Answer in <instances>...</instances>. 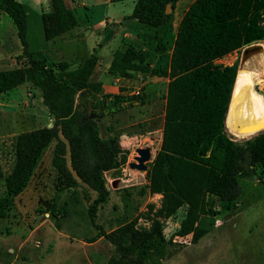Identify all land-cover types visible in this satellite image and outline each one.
Instances as JSON below:
<instances>
[{
    "label": "trees",
    "instance_id": "1",
    "mask_svg": "<svg viewBox=\"0 0 264 264\" xmlns=\"http://www.w3.org/2000/svg\"><path fill=\"white\" fill-rule=\"evenodd\" d=\"M125 0H110L122 2ZM130 18L150 27L171 22L178 0H133ZM0 9L15 25L22 46L24 66L0 69V94L29 81L41 93L51 125L18 133L14 138V162L3 179L5 194L0 196V218H5L15 197L27 186L45 148L53 142L51 166L58 189L73 191L80 184L96 193L89 206L91 221L98 206L110 195L105 172L126 162L127 152L118 135H102L100 111L88 115L77 97L102 92V83L91 80L98 57L91 53L72 63L53 61L45 51L28 49L27 10L18 0H0ZM45 40L57 37L78 25L65 0H50L41 13ZM264 39V0H193L183 13L171 51L169 68L151 65L149 48L142 49L123 39L112 55L107 73L132 78L136 73L166 77L164 122L159 148L146 172L147 183L140 193L160 194L148 228L137 227V218L121 222L99 234L115 248L105 264H160L167 255L163 220L180 208L183 217L173 237L192 235L196 243L207 233L197 225L206 214L208 196L235 202L241 195L240 178L264 164V130L249 138L234 139L224 127L237 70L235 64L217 60L242 46ZM159 41L157 50L167 49ZM75 64V65H74ZM106 94L98 105L104 104ZM116 101L132 98L114 95ZM45 212L43 210H40ZM59 211L64 212L65 209ZM56 216V213H53Z\"/></svg>",
    "mask_w": 264,
    "mask_h": 264
},
{
    "label": "rangeland",
    "instance_id": "2",
    "mask_svg": "<svg viewBox=\"0 0 264 264\" xmlns=\"http://www.w3.org/2000/svg\"><path fill=\"white\" fill-rule=\"evenodd\" d=\"M18 1L26 6L28 14L29 51H45L48 55L51 52L55 59H61L60 55L64 59H83L93 53L94 48L98 55L105 54L107 47L101 45L99 48L98 44L112 32L111 23H106L107 19L114 24L113 20L117 21L122 13H132L134 5L133 0L114 3L109 0H65L68 6L73 7L78 19V28L75 29L83 33L73 38L48 41L44 38L41 13L49 9L50 0ZM192 1L178 0L173 9L168 6L172 19L161 27L139 23L145 40L133 44L137 46L145 43L152 54L159 51L156 48L159 41L170 45L183 12ZM130 15H126V18H130ZM250 45L259 47L246 53L245 48ZM20 47L14 23L0 9V69L25 65L26 58L19 52ZM152 61H155V56ZM163 61H166L165 56L161 58ZM217 62L235 64L237 68L246 62L252 70L262 72L264 77V39L242 46ZM243 71L237 72L236 79L241 82L251 80L253 71ZM95 77L92 75L91 80H95ZM164 82L161 80L159 83L143 85L140 82L132 83L130 89L134 92L123 95L132 99L127 102L129 106L126 108L120 106V111L130 109L132 104L137 103L138 112L130 116L134 123L122 128L126 133L123 138L119 136L121 132L115 133L127 152L126 162L105 172L106 185L112 194L104 204L98 206L93 221L88 209L96 193L83 184L73 191L58 189L54 184L50 162L54 143L45 148L26 188L15 197L7 216L0 218V264H105L114 254L115 248L103 236L99 237L101 230H112L121 222L133 218H141L137 220V227L148 228L151 225V220L146 216H153L160 199L155 197L149 200L148 195L141 194L140 190L147 182L146 172L158 149V128L163 122V99L167 91ZM255 91L264 97V81L262 87L255 85ZM102 94L91 96L85 93L77 100L84 104L82 107L88 115L95 116ZM106 95L109 97L104 100L109 106L102 108L103 112H107L106 115L104 113V124L109 123L111 113L108 98L112 95ZM40 97V91L29 81L0 94V173L3 175L9 172L14 162L15 136L22 131L42 127L43 124L46 126L48 122L47 109ZM113 105L116 108L120 102L114 98ZM146 111H149V117ZM138 113L145 114L144 121ZM248 121L252 122V119ZM224 127L233 136L225 122ZM149 130L155 131L149 133ZM244 135L239 136V139L251 136ZM148 145L152 149V157L146 162L147 170L130 168L127 163L136 155L135 148ZM240 185L242 192L235 202L228 204L217 198H207L206 214L199 215L197 219V225L206 228L207 233L196 243L192 242V235L171 238L183 217V208L174 216L164 219L165 241L161 246L167 255L160 264H264V164L255 165L250 175L240 178ZM4 194V181L0 179V196ZM149 204H154V210L149 211ZM63 208L64 212L59 211Z\"/></svg>",
    "mask_w": 264,
    "mask_h": 264
},
{
    "label": "crops",
    "instance_id": "3",
    "mask_svg": "<svg viewBox=\"0 0 264 264\" xmlns=\"http://www.w3.org/2000/svg\"><path fill=\"white\" fill-rule=\"evenodd\" d=\"M82 4L83 3H81V5ZM176 5H177V3H176ZM69 7L73 8L72 6H69ZM133 7H134V5H133ZM187 7H186V9H187ZM185 10H184V12H185ZM129 14H131V13H122V16L119 17L117 21L113 20V22H115L116 24L115 23L112 24L111 20L107 19L106 23H108V24H109V22L111 23L109 25L111 27V31L112 32L110 33L109 36H107L104 39H102V43L98 44L99 48H101V45H104L105 47H107V49H106L107 51H106L105 54L103 53V54H99L98 55V53L95 51V48L93 49V53L98 57V65H97V67H96V69H95V71L93 73V76L94 77L97 76V78L95 77L94 81H99V82L102 83V93H104V94L110 93L112 95V97L108 98V101L111 102V104H110L111 113H110V116H109L110 117L109 118V123L104 124V119L106 117L105 115L107 114V112H104L105 115H103L100 118V121H99L100 122L101 134L105 135V136L114 135L115 133L117 134L118 132H121L119 136L121 138H123L126 133H125V131L122 130V128L124 126H129V125L133 124L134 122L130 119V116L132 115V113L137 115V112H138L136 110V109H138L137 103L132 104V107L130 109H126L124 111H120V109H119L120 106H122L123 109H124L127 106H129V105L125 101H119L120 105H117L116 108H115V105H113L114 95L123 96V95H125L127 93L128 94H132L134 92V90L130 89V87L132 86V83L136 84V83H139V82H140V85H143V84H150V83H159L161 80L162 81L164 80L165 81L164 82L165 83V91L167 90L168 78H166V77H158V76H151L149 74L136 73L132 78H124V77H119V76L118 77H112L111 75H109L107 73V68H108V66L110 64L112 55H113L114 51L120 46L121 41L123 39L131 42L132 44L134 42L135 43L138 42V40H145L144 33L140 30V26H138L139 23L133 18H129V17L126 18V15L128 16ZM76 27H74L73 29H71V30H69V31L57 36V37H54V38H52V39H50L48 41H52V40H55L57 38H60V39H65L66 37L73 38V37H76L77 35L83 33V31L80 32V30H76L78 28V27L77 28ZM174 39H175V36L172 39V43L170 45H168L166 50H164L165 52L157 51L156 53L152 54L151 51L149 50L150 51V55H151V65L152 66L161 65V66H164L163 68H165V69L169 68V61H170V56H171V51H172ZM137 47H141L142 49H148V46L145 43H143V42L139 43L137 45ZM19 52H22V46L20 47ZM48 53H49L50 58L53 61L67 60V61H70L72 63H75L76 61L80 60L78 57H76L74 59H72V58L71 59H64L62 55H60L61 59H55L51 52H48ZM153 56H155V61H152ZM162 56L166 57V61L161 62ZM99 71H101V72H99ZM124 86H126V87L122 88ZM39 99H40V101L42 100L41 97ZM163 100H164V103H165V99H163ZM103 106H105V107L109 106V103L105 100L104 104L99 105L97 113L102 111ZM45 108L47 109L46 106H45ZM138 115L140 117H143L142 121L145 120V114L144 113H138ZM146 115H147V117H149V111H146ZM47 116H48V122L46 123V125L49 126V125H51V121L52 120L50 119L48 110H47ZM124 116H126V117L124 118ZM162 117H163V122H164V109H163ZM163 122H162V125L158 128V133H159L158 148H159L160 143H161ZM42 126H44V124ZM154 131L155 130H149L148 132L152 133ZM138 134L141 135V136H144V134H140V133H138ZM113 185H115V182H113ZM111 194H112V192L110 191V195ZM144 194L148 195V199L149 200L153 199L155 197H157L158 199H161V195L157 194V193L150 194V193L147 192V193H144ZM207 198L208 199L209 198L210 199H216L215 196H208ZM140 219L141 218H138V220H140ZM106 232H108V231H106ZM99 239H101V238H99Z\"/></svg>",
    "mask_w": 264,
    "mask_h": 264
},
{
    "label": "bare ground",
    "instance_id": "4",
    "mask_svg": "<svg viewBox=\"0 0 264 264\" xmlns=\"http://www.w3.org/2000/svg\"><path fill=\"white\" fill-rule=\"evenodd\" d=\"M243 70L253 71L251 80L244 82L239 81V79L235 80L225 119V125L231 134L238 137L245 136L244 134L253 136L264 129V97L255 91V85L262 87L264 77L262 72L252 70L249 63L243 62L239 65L237 71ZM248 119H252V122ZM247 138L249 137L247 136Z\"/></svg>",
    "mask_w": 264,
    "mask_h": 264
},
{
    "label": "water",
    "instance_id": "5",
    "mask_svg": "<svg viewBox=\"0 0 264 264\" xmlns=\"http://www.w3.org/2000/svg\"><path fill=\"white\" fill-rule=\"evenodd\" d=\"M167 9H168V7H167ZM166 11L168 12V10H166ZM258 47H259V45L247 46L245 48V52L246 53L252 52V51L256 50ZM263 130L264 129H261L258 132H261ZM234 139H239V137L234 136ZM135 153H136V155L134 156V160L131 162H128V166L130 168L138 169L141 171H146L147 170L146 162L150 161L151 157H152L151 147L149 145L145 146V147H137V148H135Z\"/></svg>",
    "mask_w": 264,
    "mask_h": 264
},
{
    "label": "flooded vegetation",
    "instance_id": "6",
    "mask_svg": "<svg viewBox=\"0 0 264 264\" xmlns=\"http://www.w3.org/2000/svg\"><path fill=\"white\" fill-rule=\"evenodd\" d=\"M135 156V155H134ZM134 156H133V160H134ZM133 160H131V161H133ZM131 161H129V162H131ZM128 164V163H127Z\"/></svg>",
    "mask_w": 264,
    "mask_h": 264
}]
</instances>
